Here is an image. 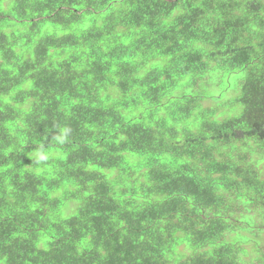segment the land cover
<instances>
[{"label": "trees", "instance_id": "1", "mask_svg": "<svg viewBox=\"0 0 264 264\" xmlns=\"http://www.w3.org/2000/svg\"><path fill=\"white\" fill-rule=\"evenodd\" d=\"M0 264H264V0H0Z\"/></svg>", "mask_w": 264, "mask_h": 264}, {"label": "clouds", "instance_id": "2", "mask_svg": "<svg viewBox=\"0 0 264 264\" xmlns=\"http://www.w3.org/2000/svg\"><path fill=\"white\" fill-rule=\"evenodd\" d=\"M70 129L67 127H61L58 133L53 137V139L61 144H63L68 139V133ZM48 153L44 150L43 146L38 149L35 153V158L37 163L45 162L48 159Z\"/></svg>", "mask_w": 264, "mask_h": 264}, {"label": "rangeland", "instance_id": "3", "mask_svg": "<svg viewBox=\"0 0 264 264\" xmlns=\"http://www.w3.org/2000/svg\"><path fill=\"white\" fill-rule=\"evenodd\" d=\"M234 84H235L234 86H236L237 82H235ZM215 89H218V88L215 87ZM235 95H236V93L234 91H229L228 94H227V96H228L227 98L231 99ZM205 105L208 106V107H216L217 108V105L215 104V102H212V101L206 102ZM220 109H222V108H220Z\"/></svg>", "mask_w": 264, "mask_h": 264}]
</instances>
